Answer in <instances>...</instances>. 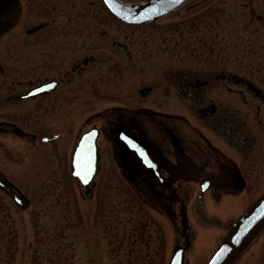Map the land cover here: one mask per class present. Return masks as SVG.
I'll return each mask as SVG.
<instances>
[{
	"label": "flooded vegetation",
	"instance_id": "1",
	"mask_svg": "<svg viewBox=\"0 0 264 264\" xmlns=\"http://www.w3.org/2000/svg\"><path fill=\"white\" fill-rule=\"evenodd\" d=\"M194 5L181 7L188 12ZM94 7L99 9L94 0H0V181L21 205L0 192L20 212L30 210L34 225H43L45 210L31 208L15 179H23L39 157L49 183L65 177L75 184L74 147L81 134L96 128V177L102 174V158L111 157L110 173L126 180L141 208L168 220L171 237L173 219L185 217V255L199 236V226L191 221H209L202 203L209 198L218 209L231 207L235 194H247L250 179L264 174V120L259 117L264 89L234 73L173 69L146 85L134 86L138 80L133 78L126 96L123 89L115 99L102 95L104 104L97 108L92 92H82L84 81L77 79L84 68L107 62L108 33L91 25L92 17L103 23ZM176 11L170 14L179 17L182 11ZM112 45L127 52L123 43ZM34 89L42 90L19 98ZM118 134L134 140L154 167ZM206 178L214 184L202 191L200 181ZM86 193L89 197L90 189ZM10 216L0 204V220L9 222Z\"/></svg>",
	"mask_w": 264,
	"mask_h": 264
},
{
	"label": "rangeland",
	"instance_id": "2",
	"mask_svg": "<svg viewBox=\"0 0 264 264\" xmlns=\"http://www.w3.org/2000/svg\"><path fill=\"white\" fill-rule=\"evenodd\" d=\"M94 1L99 7L101 1ZM123 1L136 4L147 0ZM189 2L194 7L188 12L185 6L178 8L182 11L179 17L170 14L159 22L139 26L118 22L102 4V8H93L100 10L103 23L92 17L91 25L108 33L107 62L88 66L77 77L84 81L81 91L92 92L93 106H103L102 95L115 99L123 89L126 96L133 78L138 80L134 86L146 85L173 69L196 70L204 75L234 73L264 89V0ZM113 42L125 44L127 52L114 50ZM260 106L259 117L264 120V104ZM252 124L255 128L256 121ZM260 146L264 149V140ZM102 159V174L94 179L89 197L69 178L50 179L55 182L49 183L40 158L31 161L28 174L23 172V179L15 180L31 199V208L45 210L41 226L33 224L30 210L20 212L0 192V204H5L11 215L9 222L0 220V264L167 263L172 250L182 243L180 217L173 219L171 237L168 220L141 208L126 180L110 173L113 159ZM250 180L251 190L245 195L235 194L231 207L218 209L205 197L202 209L209 221L199 225L191 221L199 226V236L184 264H205L231 222L264 192V174ZM213 218L219 220L214 224ZM234 264H264V229Z\"/></svg>",
	"mask_w": 264,
	"mask_h": 264
},
{
	"label": "water",
	"instance_id": "3",
	"mask_svg": "<svg viewBox=\"0 0 264 264\" xmlns=\"http://www.w3.org/2000/svg\"><path fill=\"white\" fill-rule=\"evenodd\" d=\"M188 0H147L142 3H127L122 0H101L110 16L127 25H139L156 21L162 16L174 11ZM125 17H128L125 19ZM116 48L122 51L124 47L117 44ZM37 89L28 92L19 98L36 94ZM95 132V135L90 133ZM96 128L85 131L77 140L71 158V176L81 188L90 189L97 173L98 151ZM118 136L124 140L131 151L140 154L142 162L148 165L147 155L138 144L128 135ZM141 152L143 155H141ZM80 173V175H77ZM214 184V179L206 178L200 181L202 190ZM0 188L10 195L12 200L21 205V200L12 191L9 185L0 181ZM183 242L173 249L166 264H183V254L188 246L187 219L181 221ZM264 229V193L247 209V211L234 222L220 241L218 247L208 259L206 264H234L249 244ZM223 249L221 252L220 250ZM217 253H220L217 255Z\"/></svg>",
	"mask_w": 264,
	"mask_h": 264
},
{
	"label": "snow or ice",
	"instance_id": "4",
	"mask_svg": "<svg viewBox=\"0 0 264 264\" xmlns=\"http://www.w3.org/2000/svg\"><path fill=\"white\" fill-rule=\"evenodd\" d=\"M106 2H107V0H106ZM179 2H181V0H177V3H179ZM128 17H125V19H127ZM42 89H37V91H41ZM90 135H95V132H92V133H90ZM141 155H143V153L141 152ZM149 166H152V167H154V165H152V164H149ZM77 175H80V173H77ZM221 252L223 251V249H221L220 250ZM220 253H217V255H219Z\"/></svg>",
	"mask_w": 264,
	"mask_h": 264
}]
</instances>
